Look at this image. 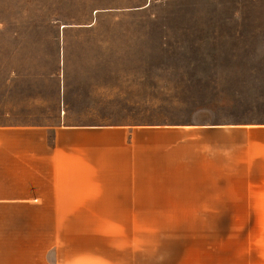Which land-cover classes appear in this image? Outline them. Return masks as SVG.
<instances>
[{
    "label": "rangeland",
    "instance_id": "obj_1",
    "mask_svg": "<svg viewBox=\"0 0 264 264\" xmlns=\"http://www.w3.org/2000/svg\"><path fill=\"white\" fill-rule=\"evenodd\" d=\"M117 1L0 0V101L57 98L64 84L66 124H185V190H264V131H253L264 123V0L185 5V22ZM6 105L0 122L13 118ZM52 109L11 115L57 123ZM232 123L247 126L231 133ZM92 218L103 222L63 215V242L70 229L84 237Z\"/></svg>",
    "mask_w": 264,
    "mask_h": 264
},
{
    "label": "crops",
    "instance_id": "obj_2",
    "mask_svg": "<svg viewBox=\"0 0 264 264\" xmlns=\"http://www.w3.org/2000/svg\"><path fill=\"white\" fill-rule=\"evenodd\" d=\"M241 1L109 5H162L185 22V5L218 11ZM64 88L57 98H1L13 118L0 122V264H264V190H185V124H66ZM45 108L57 123L13 120ZM78 214L103 222L92 218L84 237L70 229L63 242L62 216Z\"/></svg>",
    "mask_w": 264,
    "mask_h": 264
}]
</instances>
